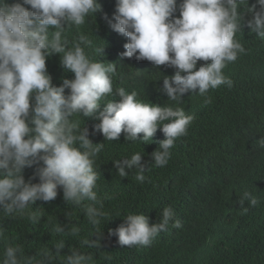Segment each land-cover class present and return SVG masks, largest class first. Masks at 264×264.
I'll return each mask as SVG.
<instances>
[{"label":"clouds","instance_id":"clouds-1","mask_svg":"<svg viewBox=\"0 0 264 264\" xmlns=\"http://www.w3.org/2000/svg\"><path fill=\"white\" fill-rule=\"evenodd\" d=\"M240 6H245L250 16L247 26L264 38V0L251 5L248 0H115L112 18L107 14L102 18L127 38L121 58L174 69L173 75L163 77L160 89L168 101L179 105L185 94L193 93L204 97L207 105L211 103L206 95L209 89L233 86L223 69L246 54L242 42L246 44L248 39L240 23ZM101 11L99 0H0V213L13 220L26 217L35 225L44 210L33 211L32 204L54 200L61 188L63 199L83 212L94 229L89 235L96 233L94 240H89V235L80 238L81 227L71 225L65 231V226L55 221L51 232L61 237L52 244L55 252L44 246L34 256H25L24 247L14 244L0 227L4 245L0 264H51L54 260L59 264H97L91 252L76 247L69 255H60L64 236L80 238L85 248H100L103 235L99 225L102 219L112 217L104 211L106 197L102 199L96 191V160L105 145L89 139V129L82 127L79 118L98 119L91 134L99 132L107 141L118 140L123 133L125 141L149 142L159 128L165 138L150 154L157 168L168 164L175 141L188 134L195 118L171 103L143 102L136 91L123 87L115 89L118 101L108 100L103 110L97 111L101 101L113 94L117 67L97 59L104 54L103 46L95 45L81 27ZM73 29L76 34L69 40ZM52 54H60L61 66L74 74L60 86H53L46 69V58ZM200 61L204 63L197 68ZM257 143L264 149V137ZM41 163L33 177L25 180L24 169ZM113 165L120 177L136 169V181L146 180L149 163L142 161L141 152L113 160ZM34 178L37 183L32 182ZM245 201L249 207L260 203L256 195L244 190L238 199L241 215L249 210ZM65 215L71 218L74 213ZM123 218L122 224L108 230V236H116L119 245L129 248L150 246L170 222L173 228L182 227L171 206H165L159 221L151 224L144 214L129 212ZM101 253L104 261L113 259Z\"/></svg>","mask_w":264,"mask_h":264},{"label":"trees","instance_id":"trees-1","mask_svg":"<svg viewBox=\"0 0 264 264\" xmlns=\"http://www.w3.org/2000/svg\"><path fill=\"white\" fill-rule=\"evenodd\" d=\"M99 2L102 11L88 18L81 31L89 35L95 45L103 46L104 54L97 59L113 62L117 76L113 77L112 96L102 100L97 111H102L108 100L118 101L115 89L123 87L128 92L136 91L137 98L143 102L162 106L171 103L195 118L188 134L175 141L171 158L162 168L154 167L150 156L165 138L159 128L149 142L125 141L123 133L118 140L107 141L99 132L91 134L98 119L79 118L82 127L89 129V139L105 145L96 160L95 170L99 173L96 191L102 199L106 197L104 211L112 217L102 219L99 225L103 235L101 247L85 248L80 244V238L87 237L94 229L83 212L72 209L63 199L61 188L57 189L54 200H37L32 204L33 211L44 210L40 222L35 225L26 217L13 220L0 213V227L6 230V237L24 247L25 256H34L37 249L44 246L55 252L52 244L61 238L51 232L56 221L65 226V231L71 225L82 229L80 238L63 237L65 247L60 255H69L76 247L91 252L97 264H264V149L257 143L264 137V38L247 26L250 16L245 6H240L238 11L240 23L245 28L244 36L248 39V43L242 42L246 54L223 69L233 86L209 89L206 95L211 97L210 104L205 105L204 97L198 94L187 93L176 105L160 90L163 77L173 75L174 69L155 66L147 60L121 58L127 38L113 31L102 18L103 14L112 18L115 0ZM254 2L248 0L249 5ZM175 15L179 16V12ZM75 34V29L68 33L69 40ZM45 63L53 86L74 78L71 71L61 66L60 54L50 55ZM201 63L204 62H198L197 68ZM68 91L66 89L65 94ZM135 152H141L142 161L149 163L143 183L136 181V169L129 171L127 177H120L113 165V160L130 157ZM42 166L41 163L25 168V180L33 177L36 169ZM32 182L37 183L38 178ZM246 189L256 195L260 203L249 207L245 201L244 206L249 210L241 215L238 199ZM165 206L173 208L175 219L182 227L173 228L170 222L168 229L150 246L129 248L119 245L116 236H108V230L122 224L129 212L146 215L151 224L159 221ZM70 211L74 213L71 218L65 215ZM117 213L119 217L115 216ZM88 238L96 239V233L92 232ZM3 246L0 242V252ZM101 252L113 259L104 261ZM51 264H59V261Z\"/></svg>","mask_w":264,"mask_h":264}]
</instances>
